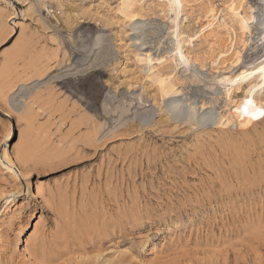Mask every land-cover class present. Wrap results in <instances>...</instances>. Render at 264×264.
<instances>
[{
	"label": "rangeland",
	"instance_id": "rangeland-1",
	"mask_svg": "<svg viewBox=\"0 0 264 264\" xmlns=\"http://www.w3.org/2000/svg\"><path fill=\"white\" fill-rule=\"evenodd\" d=\"M31 1L27 15L23 0H0V264H264V116L213 133L170 120L138 70L121 0ZM243 1L260 39L235 67L247 75L232 104L212 77L184 84L216 112L264 110V0ZM173 30L149 38L151 53L174 47ZM21 86L24 110L10 99Z\"/></svg>",
	"mask_w": 264,
	"mask_h": 264
},
{
	"label": "bare ground",
	"instance_id": "bare-ground-1",
	"mask_svg": "<svg viewBox=\"0 0 264 264\" xmlns=\"http://www.w3.org/2000/svg\"><path fill=\"white\" fill-rule=\"evenodd\" d=\"M23 2L27 15L35 13L34 2L31 0ZM243 2V0H121L119 3L116 11L132 30V45L138 51L134 52L138 70L164 101V112L168 119L188 125L205 126L213 133L216 130L223 132L246 130L251 127L255 115L260 113L262 109L260 103L248 107H244L242 103L233 109L229 107L216 112L214 106L208 105L209 102L198 99L200 95L189 94L184 88L189 78L202 81L212 77L211 82L224 88L229 103L232 104L230 99L232 87L238 88L237 83L247 75L246 70L237 72L238 69L235 67L243 63L260 39L255 37V33L249 28L253 16L247 14ZM263 9L264 7L260 6L256 15L261 16ZM47 11L52 14V10ZM154 13H161L167 19L159 21L155 17H150ZM54 14H52L54 19L58 20ZM218 14H222L221 20H217ZM258 24L262 25L260 27L264 30V21L258 20ZM171 27L175 32L174 47L168 53L165 51L151 53L150 44L147 45L150 42L149 38H155L158 33ZM263 35L264 33L260 34V37ZM99 40L105 46L109 44L108 37L100 36ZM22 51L20 48L7 55L5 61L7 68L15 57L21 56ZM91 53L92 50L83 56L86 59ZM76 66L64 69L52 78L74 73L71 71L77 68ZM190 69L191 72H187ZM257 77L264 79V67L260 69ZM15 90L13 89L10 99L17 101L19 98L17 108L27 109L31 89L21 86L16 93ZM195 91L200 89L197 88ZM22 155L21 158H17L24 161L25 157ZM3 158L7 172L16 175V169L18 174L24 176L21 171L22 165H16L19 163L15 158L10 159L5 155ZM33 195L41 196L39 188H36ZM24 250H28V247L25 246Z\"/></svg>",
	"mask_w": 264,
	"mask_h": 264
},
{
	"label": "snow or ice",
	"instance_id": "snow-or-ice-1",
	"mask_svg": "<svg viewBox=\"0 0 264 264\" xmlns=\"http://www.w3.org/2000/svg\"><path fill=\"white\" fill-rule=\"evenodd\" d=\"M245 111H247V110L245 109ZM259 115L264 116V110H261L260 113H259Z\"/></svg>",
	"mask_w": 264,
	"mask_h": 264
}]
</instances>
